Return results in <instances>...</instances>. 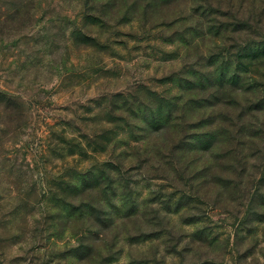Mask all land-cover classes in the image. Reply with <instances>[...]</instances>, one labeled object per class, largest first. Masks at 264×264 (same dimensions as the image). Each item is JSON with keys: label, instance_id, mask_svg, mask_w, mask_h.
I'll return each mask as SVG.
<instances>
[{"label": "rangeland", "instance_id": "1", "mask_svg": "<svg viewBox=\"0 0 264 264\" xmlns=\"http://www.w3.org/2000/svg\"><path fill=\"white\" fill-rule=\"evenodd\" d=\"M0 264H264V0H0Z\"/></svg>", "mask_w": 264, "mask_h": 264}]
</instances>
